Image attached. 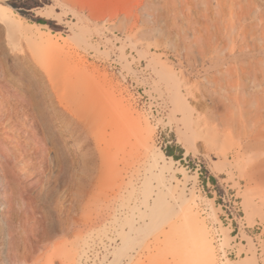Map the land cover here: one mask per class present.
<instances>
[{
  "label": "rangeland",
  "instance_id": "1",
  "mask_svg": "<svg viewBox=\"0 0 264 264\" xmlns=\"http://www.w3.org/2000/svg\"><path fill=\"white\" fill-rule=\"evenodd\" d=\"M0 15L11 53L99 92L92 133L120 173L100 218L77 208L46 236L8 216L0 157V264H264V0H0Z\"/></svg>",
  "mask_w": 264,
  "mask_h": 264
},
{
  "label": "bare ground",
  "instance_id": "2",
  "mask_svg": "<svg viewBox=\"0 0 264 264\" xmlns=\"http://www.w3.org/2000/svg\"><path fill=\"white\" fill-rule=\"evenodd\" d=\"M6 19L0 15V62L10 58L19 70L13 78L0 77L4 122L0 157L9 194L7 213L35 226L43 223L46 236L54 229L44 224L55 219V229L65 233L77 208L82 209L83 220L101 217L109 205L102 181L112 182L119 173L113 162H101L106 150L92 133V124L99 121L94 104L99 92H93L84 79L65 81L11 53L4 42ZM103 124L105 129L109 125L107 121ZM257 135L259 140L252 144V150L263 153L264 131ZM123 142L127 145L129 138L125 136ZM146 151L151 154L149 146ZM13 166L23 171L17 173Z\"/></svg>",
  "mask_w": 264,
  "mask_h": 264
},
{
  "label": "trees",
  "instance_id": "3",
  "mask_svg": "<svg viewBox=\"0 0 264 264\" xmlns=\"http://www.w3.org/2000/svg\"><path fill=\"white\" fill-rule=\"evenodd\" d=\"M20 13L24 15L23 12H20ZM34 20H35L36 22H38V23H47V20L44 19V18H41V17H39V18H35ZM166 153L169 154V155H173V154L170 153L168 150H166ZM210 181H211V182H214V181H215V179H214L213 176H211Z\"/></svg>",
  "mask_w": 264,
  "mask_h": 264
}]
</instances>
